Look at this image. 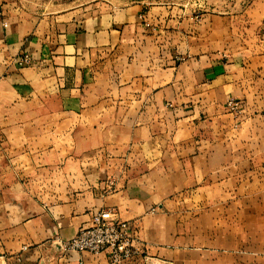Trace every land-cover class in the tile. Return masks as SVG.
Returning a JSON list of instances; mask_svg holds the SVG:
<instances>
[{
	"label": "crops",
	"instance_id": "0c3cea01",
	"mask_svg": "<svg viewBox=\"0 0 264 264\" xmlns=\"http://www.w3.org/2000/svg\"><path fill=\"white\" fill-rule=\"evenodd\" d=\"M148 26L131 11L41 36L2 12L0 264H109L61 249L99 211L130 224L151 264H264L213 244L209 223L264 220L225 213L264 170V34L239 54L174 57Z\"/></svg>",
	"mask_w": 264,
	"mask_h": 264
},
{
	"label": "rangeland",
	"instance_id": "374dc122",
	"mask_svg": "<svg viewBox=\"0 0 264 264\" xmlns=\"http://www.w3.org/2000/svg\"><path fill=\"white\" fill-rule=\"evenodd\" d=\"M131 11L149 25L150 35L156 38L152 43L166 46L168 55L174 57L192 44L196 52L211 48L216 54L222 50L239 54L264 34V0H0L1 15L5 12L41 36L58 34L73 22L114 18ZM223 191L216 190V195L222 196ZM232 192V196L247 197L249 203L227 206L225 213L246 208L254 216L264 214V170H250ZM209 223L215 228L213 244L241 246L249 258L264 259V253L255 252L264 248V220L225 218Z\"/></svg>",
	"mask_w": 264,
	"mask_h": 264
},
{
	"label": "built area",
	"instance_id": "2783aa9c",
	"mask_svg": "<svg viewBox=\"0 0 264 264\" xmlns=\"http://www.w3.org/2000/svg\"><path fill=\"white\" fill-rule=\"evenodd\" d=\"M33 63L28 53H22L19 67ZM239 105L236 100L227 103L232 112L238 111ZM61 249L64 252L105 254L109 264H151L147 252L137 245L130 224L118 221L109 211L95 213L90 224L81 228L73 239L61 242Z\"/></svg>",
	"mask_w": 264,
	"mask_h": 264
}]
</instances>
